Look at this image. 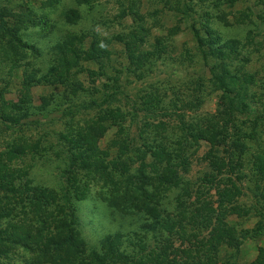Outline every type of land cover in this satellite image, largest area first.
Listing matches in <instances>:
<instances>
[{
    "label": "trees",
    "instance_id": "trees-1",
    "mask_svg": "<svg viewBox=\"0 0 264 264\" xmlns=\"http://www.w3.org/2000/svg\"><path fill=\"white\" fill-rule=\"evenodd\" d=\"M75 1L88 3V0ZM225 1L232 4L250 0ZM255 1L261 5L257 17L264 20V0ZM127 2L129 14L136 15L134 8L137 9L139 1ZM197 2L212 9L219 5L218 0ZM160 3L166 11L175 12L188 22L198 62L204 68L193 80L197 84L194 87H201L208 74L206 82L212 91L221 93L220 105L212 114L199 115L195 122H184L181 112L176 115L178 125L168 127L160 118L169 116L166 113L169 104H162L164 98L160 92L141 91L138 98H130L128 106L120 99L124 95L120 76L114 75L113 83H107L111 78L104 71H111L106 65L109 41L91 33L84 48L82 44L88 33L82 32L65 33L56 39L45 71L23 69L22 85H65L71 80L72 88L68 91L75 95L82 88L73 79L84 61L96 62L98 67L97 71L86 69L88 75L103 76L107 82L98 88L101 92L98 100L81 102L73 110L92 111L91 117L74 121L72 111L65 114L68 118L56 135L59 151L64 154L63 184L58 189L35 182L29 174L30 166L24 164L37 143L14 140L0 152V264H13L15 257L20 259L14 264H219L221 247L239 245L237 230L227 218L239 215L235 212L236 196L242 191L234 180L238 183L240 180L232 176L231 159L220 157L219 150L226 146L229 155H234L243 148L241 139H249L252 144L257 136L264 135V83L259 78L258 84L255 72L246 71L252 54L247 47L258 46L259 42L248 35L251 30L243 42L235 38L220 41L209 26L214 13L202 8L197 19L192 20L195 11L191 0H174L173 5L170 0H160ZM21 17L33 24L27 14L15 15L0 8V66L8 65L10 75L17 61L24 59L25 65H29L26 50L36 56L40 53L34 44L22 41L20 32L27 29L21 26ZM77 18L76 9L64 14L67 23ZM237 18L234 23H243L249 14L241 12ZM148 32V27L138 23L125 35L114 37L126 58L122 71L136 80H143L153 71L156 61L168 56V45L161 36L154 37L149 49H142ZM253 50H257L256 46ZM258 87L261 90L255 89ZM193 88L188 95L187 89L179 92L181 99L178 96L170 99L174 108L177 100L178 110L193 109L198 96ZM191 96L195 103H189ZM124 97L128 99V94ZM139 115L142 120L157 119V123L145 122L138 127L137 134L129 135L125 123H133ZM6 116L5 111L1 112L4 128L21 126L18 119ZM109 128H115V132L102 150L98 140ZM200 143L207 146L201 178L203 191L200 187L193 189L186 177L189 155ZM110 149H114L113 156L109 154ZM239 158L233 157L235 169L248 163H242ZM251 158L249 166L254 180L251 192L248 187L247 190L261 205L252 204L250 210L260 212L264 206V150ZM94 186L98 188L92 191ZM89 190L101 205L100 218L103 216L107 224L114 225L91 244L81 234L75 206L87 197ZM211 191H214V201L210 199ZM258 212L257 218L262 216ZM261 222L264 223V216ZM255 250L256 254L247 264H264V244ZM18 251L28 256L21 258ZM221 264L235 263L226 258Z\"/></svg>",
    "mask_w": 264,
    "mask_h": 264
},
{
    "label": "rangeland",
    "instance_id": "rangeland-1",
    "mask_svg": "<svg viewBox=\"0 0 264 264\" xmlns=\"http://www.w3.org/2000/svg\"><path fill=\"white\" fill-rule=\"evenodd\" d=\"M138 1V5L135 6L137 9L134 8L137 12L134 15L129 14L127 0H88L87 4H81L75 0H0V8H5L8 13L15 15L27 14L33 21V24H31L32 22H27L26 18L21 17V26L27 30H22L20 36L22 41L34 44L40 52L36 56L31 51L26 50L25 57L29 65H25L24 59L17 61L14 71H12L13 75L8 74V65L2 64L0 66V111H5L7 118L18 119L21 125L20 127L4 128L0 122V152L14 140L23 141V139H26L29 142L37 143L36 150L33 149L32 155H28L24 160L25 166H30L28 167L29 174L35 182L56 189L62 186L64 154L61 150L59 151V146L56 142V135L62 130L61 123L67 120L68 116L65 114L71 111L74 121L91 117L92 111L79 109V112H74L73 110L81 102L88 103L91 99L98 100L101 94L98 88L102 82H107L103 76L88 75L86 69L97 71L98 67L96 62L84 61L80 64L82 69L76 74V78L73 79L82 88L80 91L75 92V95L70 94L68 91L72 88V85H69L71 80L65 85H48L47 83L32 84L29 87L22 85V70L39 68L44 72L51 62V45L65 33L77 35L81 34V32L88 33L82 44L84 48L90 41L91 33L96 34L98 38L104 41H109L107 43L109 54L106 59V65L111 71L106 69L104 71L106 76L111 78L107 83H113L112 77L114 75L120 76L119 83L124 89V95L122 94L120 99L122 104L128 106L130 105V98H138L141 91L143 93L144 91L148 92L155 89L160 92L159 94L164 98L162 104H169L168 109H166V113L169 116L160 118L168 127L170 125H178L176 115L181 112L184 114L182 117L184 122H195L199 115L212 114L220 105L221 93L212 91L210 84L206 82L208 74L205 75V80L202 81L201 87H194L197 85L194 82L196 77L202 74L204 68L198 62L196 46L188 29V22L179 15L177 16L175 12L166 11L160 0ZM218 1L219 5L212 9L210 7H202L201 4L203 3L199 4L197 0H191V8L195 11L192 20L197 19L196 16L202 8L214 13L215 16L210 19L209 26L215 32L214 36L217 35L220 41L235 38L243 42L247 32L251 30L248 35L253 36V41L259 42V45L252 46L251 44L247 47L252 54L251 63L246 67V71L255 72L256 82L259 84L260 78L262 83H264V20H260L257 17L261 11V5L258 2L256 3L255 0L236 1L232 4H228L225 0ZM173 2L174 0H170V5H173ZM69 9H76L78 18L67 23L64 20V14ZM120 12L123 14L121 17ZM147 12L149 16H146ZM241 12L249 14L248 20H244L243 23H234L233 21L238 17V13L240 14ZM138 23L149 28L148 36L142 42V49H149L156 36H161L168 45V56L164 57L165 59L161 58L156 61L153 71L143 80H136L122 71L126 58L122 54L121 44L114 41L115 36L125 35L129 29L137 26ZM174 27L177 30L173 29ZM255 46L256 51L253 50ZM2 80H4L3 83L5 85L1 82ZM192 88L198 95L197 102L196 100L194 101V96L189 98L191 101L189 103L196 102L193 105V109L178 110L180 103H177V100L174 108V104H171L170 101L174 100L175 96L181 99L179 92H184L186 89L188 95ZM255 89L257 91L261 90L260 87ZM127 94L128 99L124 97ZM125 108L127 107L125 106ZM145 122L156 124L157 119L145 117L142 120L139 115L133 123L129 124L126 122L125 128L127 127L129 135H134L137 134L138 127H141V124ZM146 130H151V128L146 127ZM167 130L168 132L170 131L169 129ZM114 132L115 128H109L102 138L98 140L100 149L104 150L106 148ZM241 140L242 143L244 141V145L243 148L241 147L240 153L229 155V148L226 151V146L219 150L220 157L231 159L230 164L234 169L232 176L239 178V183L236 180L234 181L242 191L240 195L236 196L237 206L235 212L239 215L234 214L227 218L230 225L235 226L237 230V242L239 245L236 248L221 247L218 251L219 264L226 258L235 264H247L256 254V247L264 244V223L261 222L262 216H264V206H262L263 208L260 212L250 210L252 204H261L254 200L252 193L250 194L254 175L252 168L249 166L251 157L257 155L260 150H264V135L257 136L252 144L249 139L243 138ZM206 150L207 146L204 143H200L196 151L189 155V172L186 176L190 180L193 189H199L200 187L202 191L201 186L203 183L201 178L205 171V160L203 157ZM109 154L113 156L114 149H110ZM236 156H240L239 159L242 163L246 161L248 163L242 165L241 168L235 169L233 157ZM82 176L80 175L84 179ZM95 188L97 189L98 187L94 186L91 190L93 191ZM92 191L89 190L87 197L75 204L80 222V231L87 244L93 243L97 236L105 234L106 230H112L114 227L113 224H107L103 216L100 218L102 213L101 205L93 196L95 194ZM210 193V199L214 201V191ZM257 212L259 216L260 214L262 216L257 218ZM258 224L259 228L257 227ZM17 254L21 258L28 256L23 251H18ZM19 259L15 257V260H12L13 264L18 263Z\"/></svg>",
    "mask_w": 264,
    "mask_h": 264
}]
</instances>
